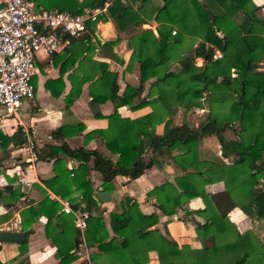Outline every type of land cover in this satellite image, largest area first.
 Wrapping results in <instances>:
<instances>
[{"label":"trees","instance_id":"trees-1","mask_svg":"<svg viewBox=\"0 0 264 264\" xmlns=\"http://www.w3.org/2000/svg\"><path fill=\"white\" fill-rule=\"evenodd\" d=\"M34 1L42 7L76 13L86 6H102L105 0ZM255 9L252 0H110L105 12L97 15V20L109 17L118 30L139 26L148 20H155L157 26L149 54L144 46L148 30L141 29L130 36L132 50L127 65L138 62L139 82L136 86L126 83L122 95L118 96L121 103L130 102L132 95L140 93L143 82L151 78L147 90L151 98L138 102L150 103V111L132 119H121L114 111L108 115L111 120L108 127L93 130L103 134L104 144L116 154L115 159L96 149L71 148L64 141L44 145L38 153L41 158L54 157V173L45 180L48 187L61 197L69 194L72 184L78 190V197L68 199V203L72 209H77L83 202L80 209L87 211L82 236L87 246L96 248L89 254L91 263L103 257L105 262L96 264H144L148 260L147 251L154 249L159 264H184L168 259V255L179 254L183 249L185 254L195 256L196 264H264V233L259 236L264 231V19ZM97 20L88 21L87 26L93 27ZM115 40L101 44L110 46ZM196 57L201 58L200 64L195 63ZM60 68L57 77L44 81L53 95H58L63 88L64 67ZM99 72L111 76L110 97H117L115 73L102 67ZM56 83L59 86L54 88L52 84ZM78 91L76 88L72 94ZM103 98H98L91 90L90 103ZM177 106L185 111L202 108L205 116L194 125L184 118L180 123H173ZM113 117L119 118V124L115 132L107 135ZM160 121L162 130L156 132L155 123ZM227 126L235 133L234 138L223 136L222 131ZM59 131L56 128L53 133L56 135ZM208 135L217 138L220 155L227 158V162L199 157L200 140ZM1 137L15 145L25 140L19 125L11 135ZM1 146L4 147L2 142ZM147 150L150 154L146 157ZM59 153L77 159V165L64 167V157L58 156ZM164 158H170L182 172L174 177V182L165 180L154 185L146 195L154 197L156 206L164 214H172L190 198L200 196L203 207L186 210V213L194 212L203 217L202 222L195 221L194 227L200 247L178 246L175 240L150 227L157 221V215L142 213L129 196L119 202V209L109 211L111 236L103 226L101 214L91 213L97 204L90 181L85 178L89 159L90 168L100 173L101 188L110 190L115 175L137 177L145 168L159 166ZM258 165L262 167L252 172ZM67 177V189L54 188L52 183ZM214 180L223 181V190L207 193L204 184ZM234 206L251 218L252 226L243 232H239L227 216ZM60 208L58 201L45 195L36 207H26L25 212L31 217L22 225L28 234L32 220L44 214V231L55 244L54 255L59 264H68L76 256L71 249L77 246L80 235L72 212ZM55 229L58 231L54 235ZM25 250L26 239L19 242V252ZM0 264L7 262L0 261ZM16 264L29 263L21 259ZM79 264L88 262L82 260Z\"/></svg>","mask_w":264,"mask_h":264},{"label":"crops","instance_id":"crops-1","mask_svg":"<svg viewBox=\"0 0 264 264\" xmlns=\"http://www.w3.org/2000/svg\"><path fill=\"white\" fill-rule=\"evenodd\" d=\"M252 1L256 5L255 13L264 19V0ZM156 23L154 20H148L139 26L130 25L124 30H118L109 17L105 20L99 18L93 27L87 26L80 35L72 36L70 40L68 38L59 51L51 55L38 53L35 61L36 73L32 76L33 98L21 101L16 116L7 113L0 106V229H21L25 233L22 223L24 221L27 223L31 217L30 213L25 212L26 207H36L37 202L45 195L60 204L70 198L78 197V190L74 184L71 185L72 190L69 194L64 197H61L57 192L55 193L52 188L45 184V180H48L54 173V157H39V150L44 145H58L64 141L71 148L83 146L96 149L115 159L116 154L111 153L104 144L103 134L93 130L108 127L109 122H111L108 115L114 111L121 119H132L150 111V103L138 104V102L143 98L145 100L151 98L147 95L151 78L143 82L140 93L132 95L130 102L121 103L118 96L122 95L126 83L136 86L139 82L138 62L134 61L127 65L132 50L129 46L130 36L139 33L142 25L143 27H150L151 29L146 31V40L144 41L145 52L149 54L152 49L151 37L155 34ZM86 35L89 37V43L86 40ZM114 39L116 40L110 46L101 44L104 41ZM72 58L74 59L69 64ZM196 58L199 59L200 57ZM60 67H64L61 75L63 88L58 95H53L44 86V81L57 77ZM101 67L106 68L109 73H115L117 97H110L112 93L109 88L111 76L101 75L99 72ZM95 70L98 71L94 75ZM93 79L95 80L91 82ZM38 83L39 92L43 94L39 102L37 101ZM52 86L57 88L59 83L52 84ZM76 88H79L78 93L72 94ZM91 90L98 98L104 97L103 100L90 103ZM200 109L202 110V108ZM180 110L185 113L183 107L177 106L172 116L173 123L182 121L175 118L179 115ZM95 112L98 114L95 115ZM119 118H112V128L106 132L107 135H111L117 130ZM18 125L24 133H29L33 141L31 149L25 142L15 145L11 140L2 139L1 135H11ZM162 126V121L155 123V131L160 132ZM56 128H59L60 131L55 135L53 131ZM205 137L207 139H204ZM229 138H234V136ZM206 140H209L212 145L213 156L211 157L206 155L209 150L203 151L202 149ZM1 142L4 145L3 148ZM32 152L36 156L35 159H31ZM198 152L200 158L211 160H218L219 158L225 162L228 161L227 158L220 155V144L214 135L201 138ZM149 154L150 152L147 150L144 156L147 157ZM58 156L63 155L59 153ZM63 157L66 168L74 167L78 163L75 158ZM87 164L89 168L85 178L90 181L94 196L96 197V193L100 190H107L111 197L107 201H101L96 197L97 207L91 211L93 214H101L103 226L107 229L109 236L112 235L109 226V211L119 209V202L124 196H129L136 201L142 213L154 212L157 215V221L150 227L156 228L165 237L175 240L178 246L182 244H187L191 248L201 246V241L197 237L194 227L195 221L202 222L203 217L194 212L186 213V210L192 211L203 207L200 196L190 198L181 207H177L174 213L164 214L156 206L154 197L146 195V191L154 185L161 184L165 180L174 182V177L182 172L181 168L170 158L162 159L159 166L151 165L145 168L139 176L134 178L120 174L115 175L112 179L113 187L110 190L101 188L100 173L90 168L91 159L88 160ZM261 167V165L256 166L252 172ZM68 179V177L62 178L61 182H54L52 185L54 188L64 191L67 189L65 183L69 184ZM223 188L222 180H214L204 184L207 193L221 191ZM82 205L83 202H80L77 212L87 214V211L80 209ZM227 216L239 232H243L252 226L251 218L237 206L232 207L227 212ZM45 221L46 216L39 214L29 224L28 227L31 228V231L28 234L25 233L26 250L24 252H19V242L17 241H0V261L16 264L19 260L24 259L29 264H59L54 255L55 244L45 235ZM57 231L58 229L53 231L54 235ZM263 233L264 231H261L259 236ZM76 249L78 246L71 250ZM95 250L94 246L86 245V252L80 256L76 255L68 264H79L82 260H87L88 264L104 263L103 257H98L95 263L89 261V254ZM147 255L148 260L144 264H159L154 249L148 250ZM168 259L173 263L196 264L195 256L185 254L183 249L179 254L168 255Z\"/></svg>","mask_w":264,"mask_h":264},{"label":"built area","instance_id":"built-area-1","mask_svg":"<svg viewBox=\"0 0 264 264\" xmlns=\"http://www.w3.org/2000/svg\"><path fill=\"white\" fill-rule=\"evenodd\" d=\"M109 2L104 1L102 6H86L72 13L39 6L34 0H0V106L7 113L16 116L21 101L33 98L32 76L36 73L38 53L51 55L59 51L68 36L80 35L86 30L88 21L97 20V15ZM24 135V142L31 149L33 141L29 133ZM35 158L32 152L31 159ZM60 209L74 216V225L80 235L75 255L80 256L86 252L82 236L86 214L72 209L66 200Z\"/></svg>","mask_w":264,"mask_h":264},{"label":"rangeland","instance_id":"rangeland-1","mask_svg":"<svg viewBox=\"0 0 264 264\" xmlns=\"http://www.w3.org/2000/svg\"><path fill=\"white\" fill-rule=\"evenodd\" d=\"M155 21V20H154ZM156 22V21H155ZM156 26H157V23H156ZM141 29H144V30H149L151 29L150 27H143L142 25V28ZM172 32V31H171ZM217 55V53H216ZM201 62V58L197 59L195 58V63L196 64H200ZM232 75H236V73L234 71L231 72ZM38 85V90H37V101L39 102L43 96V94L41 92H39V83L37 84ZM182 107V106H181ZM185 113H183L181 110H180V113L179 115L175 116L176 119H178V121L182 120V118L186 119V121L189 123V124H196L199 122V120L202 119V117L205 116V110H201L199 108H196V107H192V108H189L188 110L184 111ZM222 133H224L223 135L225 136V138H229V137H232L234 136L235 137V133L233 132V130L231 129L230 126H227L224 128V130L222 131ZM211 137V136H210ZM204 139H207V137H205ZM202 149L203 151L206 150L208 151L209 150V153H207L206 155H208L209 157L213 156V151H212V145L210 143L209 140H206L202 146Z\"/></svg>","mask_w":264,"mask_h":264},{"label":"water","instance_id":"water-1","mask_svg":"<svg viewBox=\"0 0 264 264\" xmlns=\"http://www.w3.org/2000/svg\"><path fill=\"white\" fill-rule=\"evenodd\" d=\"M96 197L101 201L110 200L111 197L107 190H100L96 193ZM25 233L21 229H0V241H23Z\"/></svg>","mask_w":264,"mask_h":264}]
</instances>
